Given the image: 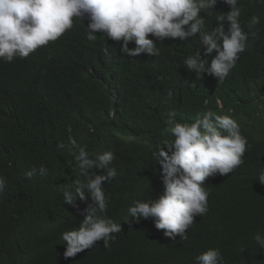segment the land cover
Returning a JSON list of instances; mask_svg holds the SVG:
<instances>
[{
	"label": "trees",
	"instance_id": "1",
	"mask_svg": "<svg viewBox=\"0 0 264 264\" xmlns=\"http://www.w3.org/2000/svg\"><path fill=\"white\" fill-rule=\"evenodd\" d=\"M238 6L244 31H249L252 16H259L260 22L251 29L237 66L222 82L203 73L183 75L172 83L159 73L163 70L155 60H147V67L158 73L149 69L129 73L134 89L129 88L114 102L89 83L84 90L70 91L66 85L75 71L56 72L46 61L53 54L51 49L44 50L35 61L0 62V176L5 180L4 192L0 193V264H32L23 260L28 251L25 239L36 234L23 236L25 222L38 230V223L52 217L56 218L55 233L45 235L40 246L46 252L45 259L51 257L48 264H60L55 245L58 235L68 231L80 216L77 208L82 211L91 204L90 199L64 202V189L74 192L75 180L86 183L71 154L78 153V148L73 147L69 136L92 160L105 151L114 154L110 166L116 168L117 175L103 185L109 197L107 214L114 219L120 212L126 215L135 201L149 202L163 194L161 166L152 153L157 145L174 139L166 130L168 113L175 111L177 122L191 123L209 110L238 123L248 142L243 163L232 173L216 174L203 182L209 193L208 211L194 217L187 240L178 235L172 240L164 230L162 238L153 232L159 243H154L148 255L154 264H196L198 255L216 248L223 264H264V255L255 243L257 233L264 237V185L258 182L259 174L264 173V3L239 0ZM224 10L221 12L228 13L230 6L225 5ZM224 27L227 30V21ZM59 45L55 52L66 48L85 52L93 44L85 41L83 29L78 28ZM116 45L121 48L122 41L115 44L107 36L97 38L88 59L93 62L97 51L103 49L127 56ZM190 49L189 45L165 47L167 55L168 51L175 54L174 60ZM209 55L213 59L216 53ZM41 165L47 168V175L37 172L30 180L25 177L27 171ZM88 171L98 175L104 170L93 167ZM134 222L123 226L121 245L125 251L133 250L135 242L154 238L145 230L137 231L140 226H133ZM92 248L82 264H94L92 258L102 261L103 256L116 262V254L122 252H108L97 242Z\"/></svg>",
	"mask_w": 264,
	"mask_h": 264
},
{
	"label": "clouds",
	"instance_id": "2",
	"mask_svg": "<svg viewBox=\"0 0 264 264\" xmlns=\"http://www.w3.org/2000/svg\"><path fill=\"white\" fill-rule=\"evenodd\" d=\"M238 2L224 0L222 5V0H0V62L35 61L44 50L51 49L53 54L46 61L56 72L75 71L66 85L70 91L84 90L89 83L114 102L129 88L134 89L129 73L147 69L158 73L159 70L147 67V60H155L163 70L159 73L172 83L183 75L203 73L222 82L237 66L251 29L260 22L259 16H252L247 26L249 31H244L239 22ZM225 5L230 6L228 13L221 12ZM78 28L83 29L85 41L93 45L85 52H76L75 48L55 52L59 43ZM106 36L115 44L122 41L121 48L116 46L127 56L103 49L97 51L91 62L88 58L94 52L91 49L97 45V38ZM175 45H189L191 49L174 60L175 54L168 51L167 55L165 47ZM214 52L212 59L209 54ZM168 94L171 96V92ZM204 103L207 105L208 101ZM176 115L175 111L168 113L166 129L174 139L157 145L152 153L161 166L163 194L149 202L135 201L126 215L120 212L114 219L107 214L109 197L103 190L104 182L117 175L116 168L110 166L114 154L105 151L92 160L86 149L77 146L69 136L73 147L78 148V153L71 154L86 183L75 180L74 192L64 189V202L72 204L77 199L82 202L90 199L91 204L82 211L77 208L80 216L72 221L68 231L58 235L55 245L60 264H82L90 257L87 254L94 250L95 242L108 252H119L123 226L132 220H135L133 226H140L137 231L145 230L154 236L152 241L135 242L133 250L122 249L116 254V262L107 261L109 256H103L102 261L92 258L94 264L125 261L154 264L148 255L154 243H159L153 232L162 238L164 230V235L172 240L177 235L187 240V229L194 223V217L208 211L209 193L203 182L216 174L232 173L240 166L248 142L238 123L228 115L209 110L191 123L177 122ZM68 131L71 132L70 127ZM93 167L103 169V174L90 175L88 170ZM47 171L41 165L27 171L25 177L30 180L37 172L44 176ZM258 182L264 185V173L259 174ZM4 186L5 180L0 176V193L4 192ZM65 218L64 222L60 219L63 224ZM55 219L38 223L41 226L38 230L25 222L23 236L28 232L36 235L25 239L28 251L23 260L48 264L51 257L45 259L46 252L40 245L45 235L55 233ZM255 243L264 255V237L257 233ZM196 264H223V256L219 249L210 248L196 257Z\"/></svg>",
	"mask_w": 264,
	"mask_h": 264
},
{
	"label": "bare ground",
	"instance_id": "3",
	"mask_svg": "<svg viewBox=\"0 0 264 264\" xmlns=\"http://www.w3.org/2000/svg\"><path fill=\"white\" fill-rule=\"evenodd\" d=\"M180 249V248H179Z\"/></svg>",
	"mask_w": 264,
	"mask_h": 264
}]
</instances>
